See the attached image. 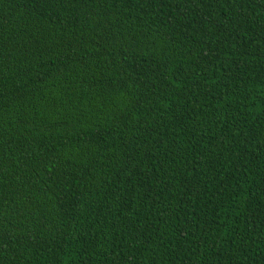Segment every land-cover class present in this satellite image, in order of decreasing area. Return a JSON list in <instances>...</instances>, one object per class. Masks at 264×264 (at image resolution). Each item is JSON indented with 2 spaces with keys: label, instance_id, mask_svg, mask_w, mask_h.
<instances>
[{
  "label": "trees",
  "instance_id": "16d2710c",
  "mask_svg": "<svg viewBox=\"0 0 264 264\" xmlns=\"http://www.w3.org/2000/svg\"><path fill=\"white\" fill-rule=\"evenodd\" d=\"M0 264H264V0H0Z\"/></svg>",
  "mask_w": 264,
  "mask_h": 264
}]
</instances>
